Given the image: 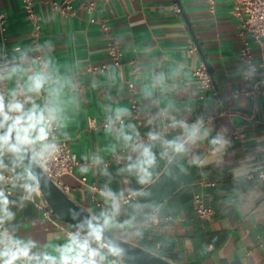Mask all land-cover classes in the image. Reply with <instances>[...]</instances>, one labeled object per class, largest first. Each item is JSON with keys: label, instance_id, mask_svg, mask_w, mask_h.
<instances>
[{"label": "crops", "instance_id": "1", "mask_svg": "<svg viewBox=\"0 0 264 264\" xmlns=\"http://www.w3.org/2000/svg\"><path fill=\"white\" fill-rule=\"evenodd\" d=\"M68 1L70 14L34 0L35 28L21 0H0V59L3 75L11 71V79H4L6 102L30 75L48 77L40 93L28 94L25 107H42L53 97L59 104L50 139L67 144L83 163L62 178L68 196L99 216L111 209L102 191L132 194L119 202L117 224L108 230L173 264H262L264 177L258 172L264 168V49L252 44L250 62L240 59L231 1L214 0L213 11L208 0ZM112 43L120 50L118 66L109 55ZM201 65L210 77L206 88L193 73ZM132 99L136 112L130 109ZM118 108L128 114L117 119ZM198 121L209 134L186 145L187 151L174 152L164 143L186 139L185 126ZM121 128L133 143L152 146L155 164L147 183L124 170L128 157L135 160L139 153L125 146ZM218 133L227 144L213 153L210 141ZM97 157L102 163H94ZM13 160L4 156L10 169L4 175L27 171L22 160ZM22 182L0 185L17 201L10 206L15 219L6 227L35 241V251L52 252L65 242V232L74 230L45 219L36 206L45 201L38 195L20 207ZM195 195L212 209L207 219L197 218ZM151 214L156 223L147 221Z\"/></svg>", "mask_w": 264, "mask_h": 264}, {"label": "clouds", "instance_id": "2", "mask_svg": "<svg viewBox=\"0 0 264 264\" xmlns=\"http://www.w3.org/2000/svg\"><path fill=\"white\" fill-rule=\"evenodd\" d=\"M0 79H11V71L6 75H0ZM47 83L48 77L42 72H36L28 77L22 90H13L10 93L11 99L7 102L4 96L0 95V185L11 182L13 187H17L16 181H23L18 185L25 193L20 198V207L37 192L41 177L36 171L29 169L13 176L11 180L6 179L3 173L10 169L4 163V156L11 155L14 164L20 160L39 162L58 150L57 145L50 139L51 126L57 121L60 112L56 98L53 97L42 107L34 103L30 108L25 107L31 102L28 94L40 93ZM20 95H25L26 99L21 101L17 98ZM127 114V109H116L117 119ZM109 119L111 128V118ZM185 128L186 139L178 137L172 141H164L174 152L187 151L186 145L195 144L209 134L203 129L202 121ZM119 136L125 142V146H130L133 152L139 153L135 160H132L131 156L128 157L130 162L124 170L135 174L141 184L149 182L150 169L155 164L152 146L133 143V136L126 133L123 128L120 129ZM150 139L156 141L160 138L151 136ZM210 144L213 153H216L224 149L227 140L223 134L218 133L211 139ZM94 163L100 164L102 161L97 157ZM81 171L87 172L88 169L82 168ZM101 195L111 203L110 210L102 211L99 216L80 220L75 225L76 230L70 232L65 242L55 246L52 252L35 251L37 248L35 241L20 238L14 234V227H6L15 219V213L10 206L17 205V201L10 200L3 187H0V264H122L121 258L125 250L117 241L105 235L108 229L117 224L119 197L110 189L102 191Z\"/></svg>", "mask_w": 264, "mask_h": 264}, {"label": "built area", "instance_id": "3", "mask_svg": "<svg viewBox=\"0 0 264 264\" xmlns=\"http://www.w3.org/2000/svg\"><path fill=\"white\" fill-rule=\"evenodd\" d=\"M46 3H49L52 8L62 13H72V5L68 0H61L59 2L55 0H43ZM107 1V0H103ZM232 3L231 15L237 21V35L241 40V46L239 49L240 59L248 64L250 62V47L252 44H256L264 49V0H230ZM34 0H21L22 9L26 17L31 20L35 26L38 27V17L35 12ZM210 11L214 10V0H208ZM89 8L92 7V3L88 4ZM93 21V20H91ZM3 24V19L0 16V26ZM105 29V27H103ZM109 55L113 60L115 66L119 65L120 60V50L115 43H112L109 46ZM38 60H41V57L38 56ZM4 72V63L3 58L0 59V75H3ZM194 76L196 77L198 84L201 88H206L210 84V77L207 73L206 68L201 65L194 70ZM129 90L133 91V83L128 84ZM0 95L4 96L6 101V82L4 79H0ZM130 109L133 112L137 111L136 102L132 99ZM56 126L52 124L51 131H54ZM54 142V141H52ZM57 151L47 157L44 160H41L38 163L42 171L56 182L62 190L67 193L68 186L62 182V178L67 175H73L75 169L81 168L83 163L77 160L75 154L71 151L70 147L65 143H56ZM113 159H116V156H113ZM259 177H264V168L258 172ZM6 179H12V172H8L4 175ZM81 181L84 182L85 178H81ZM8 193V192H7ZM41 194L37 192L33 193L30 201L34 202V196ZM133 195L129 194L123 197H119L120 203L127 202ZM44 202V201H43ZM36 206L41 210L42 216L48 221L55 222L59 220L48 205L44 202L43 204H36ZM193 208L197 218L207 219L213 213L210 207H207L203 203V199L199 195H195L193 198ZM148 222L156 223L158 221L155 214H151L147 217ZM75 231L76 229L73 228ZM73 232L71 229L65 232L66 236ZM122 260V259H121ZM122 264H128L122 260Z\"/></svg>", "mask_w": 264, "mask_h": 264}, {"label": "water", "instance_id": "4", "mask_svg": "<svg viewBox=\"0 0 264 264\" xmlns=\"http://www.w3.org/2000/svg\"><path fill=\"white\" fill-rule=\"evenodd\" d=\"M22 162L26 170L32 169L40 175L41 180L38 191L45 203L60 221L76 229L75 225L80 220L93 216L83 207L79 206L56 182L49 178L36 161L22 160ZM105 235L117 241L125 250V254L121 259L128 264H173L149 250L119 238L110 230H107Z\"/></svg>", "mask_w": 264, "mask_h": 264}]
</instances>
